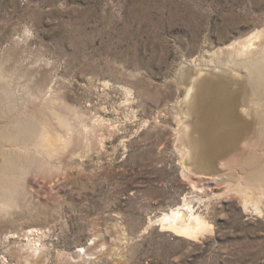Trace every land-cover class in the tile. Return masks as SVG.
<instances>
[{
	"label": "rangeland",
	"instance_id": "obj_1",
	"mask_svg": "<svg viewBox=\"0 0 264 264\" xmlns=\"http://www.w3.org/2000/svg\"><path fill=\"white\" fill-rule=\"evenodd\" d=\"M251 41L264 46V0H0L10 120H46L55 143L0 146L1 180L8 156L24 165L0 200V264H264V104L209 176L185 155L182 107L201 71L250 97L246 70L215 66ZM186 203L197 236L161 222Z\"/></svg>",
	"mask_w": 264,
	"mask_h": 264
},
{
	"label": "bare ground",
	"instance_id": "obj_2",
	"mask_svg": "<svg viewBox=\"0 0 264 264\" xmlns=\"http://www.w3.org/2000/svg\"><path fill=\"white\" fill-rule=\"evenodd\" d=\"M255 44L256 43H253V41H251L247 44H244L242 47H240V49L237 48L238 50H236L235 53H230V59L238 62V65H234L230 69L225 65H223L224 67L220 64L215 66V68L224 71L228 69L234 74L236 73V71H231V69L240 70L243 68L244 70H246L248 74L243 73L242 77H246V84L250 85L251 87L250 97L246 95L244 89H242L243 82L241 84V81L243 79L240 80L239 78H237L238 81L235 79L236 81L234 82H227L220 79L219 77H214V75L212 74L204 73V71H201L197 75L189 77L188 87L186 89L182 107L188 117L185 122L187 124L186 136L188 138V142L192 147L190 149L188 148L185 151V155H188L189 153L192 162L202 170L214 171L218 168L220 169V163L224 164V161L226 162V160H228L232 153L234 154L238 149L244 147V143L246 142L248 136L252 131V119H254L256 111H258H255L253 107L255 104L258 105L259 103L263 107L264 46L261 44L255 46ZM231 62H229V64ZM219 63L223 64V60L219 59ZM1 73L0 106L2 104L3 109H0V123H2L3 125L0 127V146L4 147L7 144H23L22 149H24V145L25 147L26 145H33V147L35 146L34 149L37 147V149H46V151L47 149H53L55 143L53 144V142H51L50 140V138H52L50 132L52 131L49 129L46 123H43L46 120L39 122V119L38 122H34L35 118L37 117H34L33 121V117L29 116L30 118H32L31 120L33 122L29 119L28 124L29 122H31L32 124H29L27 126L24 125L25 121L23 122L24 118L26 117H22L23 119L20 117L13 119L11 118L10 120V115L12 114H10L11 109H7L10 107L8 106L9 101L7 100H12L14 96L13 91L11 90L12 88H8V86H10V83L6 77V74L2 71ZM230 75L231 74H229V76ZM254 98L257 99L254 100ZM5 101L7 105L3 104ZM11 104H13V102ZM7 110H9V113ZM51 115H53V118L59 120L61 124H64L65 122L69 123L67 122V120L62 119V116L54 110H52ZM16 116L18 117V115ZM6 117H8L9 120ZM10 121L13 123V125L10 123ZM79 127L81 126H75L76 129ZM29 150V152H31V149ZM1 153H4V150H0V154ZM11 153L12 152L6 151L4 155L11 156ZM4 155L1 154V156ZM13 155L14 159L11 160L12 157L6 156L8 162H3L5 167H9V176H7L4 180L0 179V189L2 190H0V200H5V202L9 199V195L15 192L12 179L13 174H15L18 170L20 171L24 167L20 156L16 154ZM29 156H31V154ZM33 156L31 157L33 158ZM31 157H29L30 160ZM34 160L35 159L31 160V163L32 161L34 162ZM37 163L38 162H36V164ZM8 164L10 165L8 166ZM1 168H3V166L0 163V169ZM21 173L22 170L20 174ZM15 178L16 177L14 176V179ZM192 209V206L187 203L183 204L182 206H178L175 209L171 210V212L165 213L161 218V222L163 224H168L169 227L187 236H197L198 233L206 228L207 223L201 215L195 214Z\"/></svg>",
	"mask_w": 264,
	"mask_h": 264
},
{
	"label": "water",
	"instance_id": "obj_3",
	"mask_svg": "<svg viewBox=\"0 0 264 264\" xmlns=\"http://www.w3.org/2000/svg\"><path fill=\"white\" fill-rule=\"evenodd\" d=\"M196 172L202 175H214L219 172V169L214 170V171H205V170H202L200 167H197Z\"/></svg>",
	"mask_w": 264,
	"mask_h": 264
}]
</instances>
